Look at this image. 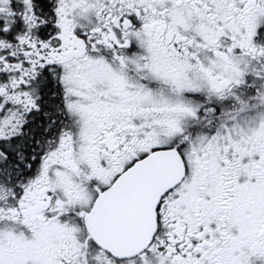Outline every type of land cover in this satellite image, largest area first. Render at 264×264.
I'll list each match as a JSON object with an SVG mask.
<instances>
[{
	"label": "snow or ice",
	"instance_id": "snow-or-ice-1",
	"mask_svg": "<svg viewBox=\"0 0 264 264\" xmlns=\"http://www.w3.org/2000/svg\"><path fill=\"white\" fill-rule=\"evenodd\" d=\"M0 264H264V0H0Z\"/></svg>",
	"mask_w": 264,
	"mask_h": 264
}]
</instances>
